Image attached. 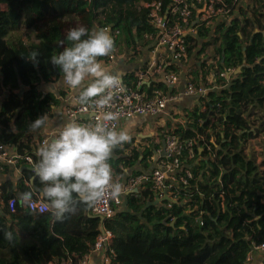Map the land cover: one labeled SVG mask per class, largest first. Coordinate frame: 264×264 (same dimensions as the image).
Instances as JSON below:
<instances>
[{
  "label": "trees",
  "instance_id": "16d2710c",
  "mask_svg": "<svg viewBox=\"0 0 264 264\" xmlns=\"http://www.w3.org/2000/svg\"><path fill=\"white\" fill-rule=\"evenodd\" d=\"M152 1L0 0V141L33 155L38 163L27 125L49 102L39 83L60 74L50 58L71 46L68 31L78 26L89 32L111 27L136 42L155 31L145 6ZM158 1L166 6L170 0ZM226 1L235 10L233 17L220 23L208 41L210 32L201 27L188 48V56L198 61L191 80L206 79L214 72L219 87L201 96L200 106L188 112L186 123L174 128L185 141L205 136L195 144L193 158L187 149L183 155L192 177L171 201L158 197L147 183L139 196L129 195L127 209L105 221L117 253L114 264H246L248 254L264 243V157L254 147L264 134V0ZM30 29L34 40L9 38L11 32ZM232 69L230 77L221 76ZM156 89L168 90L165 83L156 82L148 93ZM129 144L117 146L118 157L109 160L115 172L121 164L146 162L154 153L153 149L126 153ZM28 166L23 169L26 179L41 192L44 185ZM20 185L23 193L39 198L24 180ZM10 196L6 195V203ZM74 208L57 219L52 211L30 210L28 201L19 198L14 211L6 204L0 214V264L83 258L102 221L84 203L77 202ZM6 232L12 233L11 241ZM29 234L38 244L23 239Z\"/></svg>",
  "mask_w": 264,
  "mask_h": 264
},
{
  "label": "built area",
  "instance_id": "2783aa9c",
  "mask_svg": "<svg viewBox=\"0 0 264 264\" xmlns=\"http://www.w3.org/2000/svg\"><path fill=\"white\" fill-rule=\"evenodd\" d=\"M145 6L149 8L148 18L155 29L153 33H148L147 37L155 43L153 49L158 56L147 61L145 69L139 73V83L150 75H159L169 91L156 89L152 94H149L140 88L127 84L118 75L121 83L107 109L118 114V118L111 122L116 130L122 122L136 115L160 116L169 102L176 101L180 95L171 92V89L178 88L182 78L173 64L177 61L187 60L188 48L191 44L190 38L198 34L201 27H205L208 32H214L216 23L221 20H229L235 14V10L226 0H170L166 6L162 1L154 0L146 3ZM110 28L106 27L105 29L110 30ZM118 33L119 30L117 29L115 34ZM231 73H234V69L231 70ZM221 76L230 77L225 72L221 73ZM208 90L206 85H197L192 82H189L185 89L189 95L199 97L204 96ZM66 113L69 117L90 113L92 114V123H95L102 117L103 110L79 103L75 108L68 107ZM186 119L187 115H180V123H186ZM174 128L175 126L162 132L165 144L155 148V153L152 154L155 157V164L152 169L127 175L125 187L129 194L138 196L139 190L144 188L147 183H151L158 197H166L171 201L177 199L179 187L188 183L189 178L192 177V172L185 167L183 162L185 149L188 150L189 157L193 158L195 156V144L204 140L205 136L198 134L196 138L185 141L175 133ZM150 146L147 139L139 136L135 150L145 152L150 149ZM10 147L9 144L0 141V161L17 163L23 159L31 165L34 164L33 155L11 152ZM208 147L210 148L209 145ZM126 170L127 168L123 164L120 165L119 172H115L114 169V172L112 171L113 181L120 180ZM17 203V197H11L7 204L9 209L14 211ZM47 204L48 202L40 198H31L28 201L30 210L39 213L51 211ZM120 205L121 197L113 199L110 195H106L101 201L90 206L91 212L100 217L102 225L90 252L83 258L74 260L65 257L59 261H50L46 264H91L90 256L92 253H101L104 264H114L117 260V253L112 247L113 234L105 227L104 223L115 216ZM254 250L264 254V243L256 246L248 254L246 263L252 261Z\"/></svg>",
  "mask_w": 264,
  "mask_h": 264
},
{
  "label": "clouds",
  "instance_id": "9594fccd",
  "mask_svg": "<svg viewBox=\"0 0 264 264\" xmlns=\"http://www.w3.org/2000/svg\"><path fill=\"white\" fill-rule=\"evenodd\" d=\"M67 39L71 46L53 55L50 61L59 67L63 83L78 92V103L103 110V114L95 123H64L36 151L39 161L33 166L34 175L44 185L42 195L57 219L75 211L77 202L92 206L106 195L113 199L122 195V186L113 181L108 161L113 150L130 139L126 131H117L111 124L118 114L107 110L121 83L117 74L98 61V57L108 56L114 48L110 33L105 28L89 32L88 28L78 26L68 31ZM36 58L33 53L32 60ZM48 118L44 114L27 127L35 132L46 127ZM31 195L25 193V201H30ZM5 238L11 241L12 233L6 232Z\"/></svg>",
  "mask_w": 264,
  "mask_h": 264
},
{
  "label": "crops",
  "instance_id": "0c3cea01",
  "mask_svg": "<svg viewBox=\"0 0 264 264\" xmlns=\"http://www.w3.org/2000/svg\"><path fill=\"white\" fill-rule=\"evenodd\" d=\"M223 21L224 20H221L216 23L214 32L210 31V34L206 38V41L211 38L212 33H217L218 26ZM110 29L114 41V48L108 56L98 57V61L102 63V66L105 67V69L109 72L121 76L127 84L140 88L147 93L150 84L153 83V86H155L156 82H163L159 75H150L139 83V73L143 71V69H145L147 61L158 56V54L153 49L155 43L149 37H147L148 33L146 35H143L140 40L134 42L132 40H127V37L125 35H122L120 31L118 34H115V31L117 29ZM134 33L136 34V32ZM197 35L198 34L192 36L191 38L196 37ZM26 41H28V39H26ZM157 52L159 53V51ZM191 60H193L194 63H192ZM196 64H198V61L191 59V56L188 60L177 61L173 64V67L180 72L182 80L179 87L172 88L171 92L179 94L180 97L176 101L169 102L167 108L160 116L152 117L147 115H136L120 124L117 131H126L130 137L128 141L130 142V144L128 145L129 148L125 150L126 153H128L130 149L135 150V144L137 143L139 136H142V138H145L150 142V149H153L154 152L156 147L165 144L162 132L165 129L172 128L177 123L181 122L180 115H187L188 112L192 111L197 106H200L201 96L199 97L196 95H189L185 91L186 86L189 82L195 83L197 85H206L209 90L219 89L214 72H210L206 76V79L200 77L195 81L191 80L190 72ZM195 70H197V68ZM59 72L60 74L56 76V78H54L55 76H53L49 80L41 79L39 83V88L42 91L43 96H48L49 102L48 104L44 105L42 109H40L39 114L36 115L35 120L44 114H48L49 118L46 127L36 130L35 132L30 130L32 135L30 145L33 152H36L39 146L46 139H49L56 135L59 128L68 121L75 120L78 123L82 124L92 123V114L90 113H82L76 115L75 117H69L67 115L66 109L68 107L75 108L77 104H79L78 92L74 91L69 86L63 83L62 73L60 69ZM167 91H169V88ZM202 109H204L203 106ZM123 144L125 145L127 144V142ZM9 145L11 146L9 149L11 152L20 153L15 145ZM255 148H257V146H255ZM153 155H149L146 159V162L141 161L142 159H139L136 160L134 165L126 166L127 170L125 171L123 177L117 181L122 186V195L120 196L121 205L119 207L120 210L128 208V200L130 194L125 187L127 175L129 173L136 174L150 171L155 164V157ZM117 157L118 156L115 148L111 154L110 159H115ZM22 161L23 159H21L17 163L7 162L4 160L0 161V214L3 213V207L8 203V201L7 203L5 201L6 195H11L10 198L17 197V199L19 198V201H25V193L22 192L23 187H21L20 185L21 180L25 181V185H30V187L38 194V197L40 199L47 202V200L43 197L42 192H39L35 185H33L31 181H28L26 179V175L23 169L26 165H33L27 163L26 161V164H24V162ZM31 171H33V167H31ZM23 239H25L27 242L29 241L30 243L38 244L39 242L38 239L31 234L25 236V238ZM257 254L264 255L261 251L254 250L252 261L246 264H253L252 262L255 261ZM90 261L91 264H104L101 253H92L90 256ZM259 263V260L256 261V264Z\"/></svg>",
  "mask_w": 264,
  "mask_h": 264
},
{
  "label": "rangeland",
  "instance_id": "374dc122",
  "mask_svg": "<svg viewBox=\"0 0 264 264\" xmlns=\"http://www.w3.org/2000/svg\"><path fill=\"white\" fill-rule=\"evenodd\" d=\"M34 37H35L34 36V32L31 29L30 30H23V31L11 32V34L9 36V38H10L11 41L13 39L24 38L25 41H26V39H28V41H26V42H29V41L33 40ZM209 48L211 49V47H209ZM209 51L210 50H208V52ZM208 52H207V56L204 55V58L205 57H208ZM188 59H190V56H188L187 60ZM191 62L194 63L193 60H191ZM254 143H255L254 147L257 146V148H258V149L255 148V150L257 152H260L261 153V154H259L261 157H264V134H262ZM111 168H112V171L114 172V168L113 167H111ZM136 251H138L140 253L143 252L142 249H139V250H136ZM258 260L260 262L259 264H262V261L264 260V255L257 254L255 261H253L252 263L253 264H256V261H258Z\"/></svg>",
  "mask_w": 264,
  "mask_h": 264
},
{
  "label": "water",
  "instance_id": "95a60500",
  "mask_svg": "<svg viewBox=\"0 0 264 264\" xmlns=\"http://www.w3.org/2000/svg\"><path fill=\"white\" fill-rule=\"evenodd\" d=\"M111 30V29H110ZM110 30H108V32L110 33V35H111V37H112V34H111V31ZM112 39H113V37H112ZM232 73L231 72H229L228 73V76H230Z\"/></svg>",
  "mask_w": 264,
  "mask_h": 264
}]
</instances>
